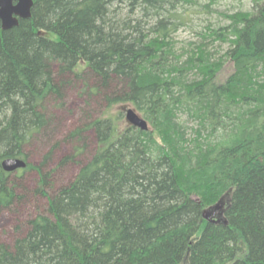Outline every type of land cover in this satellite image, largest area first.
<instances>
[{
	"label": "trees",
	"instance_id": "trees-1",
	"mask_svg": "<svg viewBox=\"0 0 264 264\" xmlns=\"http://www.w3.org/2000/svg\"><path fill=\"white\" fill-rule=\"evenodd\" d=\"M252 3L188 54L173 35L199 0H33L29 19L0 26V209L31 194L1 162L26 159L67 88L149 126L106 112L72 132L83 149L93 131V155L55 191L37 168L47 215L0 243V264H264V0ZM214 205L218 223L202 217Z\"/></svg>",
	"mask_w": 264,
	"mask_h": 264
},
{
	"label": "rangeland",
	"instance_id": "rangeland-1",
	"mask_svg": "<svg viewBox=\"0 0 264 264\" xmlns=\"http://www.w3.org/2000/svg\"><path fill=\"white\" fill-rule=\"evenodd\" d=\"M205 6H208V9L205 10ZM252 9V0H199L198 6L188 11L189 17L184 20V25L179 26L173 35L176 49L183 54H188L187 52L200 42L197 33L226 25L228 20L224 17L225 15L231 16L236 12H248ZM215 45L217 46L210 50L213 58L223 59L218 76V82L223 83L231 74L232 66L224 58L226 44L215 42ZM62 104L61 108H49L54 120L51 130L38 134L25 147L24 153L29 168L12 174L21 180L22 188L31 194L26 196L24 201L17 202L8 209H0V243L10 245L16 238L25 234L28 221L37 216L47 215V198L33 194L37 181L40 179L37 168L40 167L43 174H51L50 183L52 190L55 191L70 184L80 168L93 155L96 148L93 131L88 129L82 133L85 139L83 149L80 146L82 144L72 143L68 139L69 135L77 129H84L95 118L106 115V112L112 117L117 115V112H121L122 118L119 116L116 119L118 128H123L127 124L124 113L132 109L130 105H126L114 106L105 111L104 103L98 101L88 104L70 87L64 93ZM47 155L49 158L45 159ZM52 190L45 192L51 195ZM22 193L24 192H19V194Z\"/></svg>",
	"mask_w": 264,
	"mask_h": 264
},
{
	"label": "water",
	"instance_id": "water-1",
	"mask_svg": "<svg viewBox=\"0 0 264 264\" xmlns=\"http://www.w3.org/2000/svg\"><path fill=\"white\" fill-rule=\"evenodd\" d=\"M33 0H0V26L1 30L5 31L18 26L19 20H27L31 16V8ZM264 14V5L262 7ZM126 121L133 127L147 131V123L141 119L132 109L125 112ZM26 163L20 159L8 158L1 162V168L6 173H14L19 169H24ZM220 206L216 205L211 209L204 211L203 219L208 220L210 217L218 223L221 219V214H218Z\"/></svg>",
	"mask_w": 264,
	"mask_h": 264
},
{
	"label": "bare ground",
	"instance_id": "bare-ground-1",
	"mask_svg": "<svg viewBox=\"0 0 264 264\" xmlns=\"http://www.w3.org/2000/svg\"><path fill=\"white\" fill-rule=\"evenodd\" d=\"M6 160V159H5ZM202 215H203V213H202Z\"/></svg>",
	"mask_w": 264,
	"mask_h": 264
}]
</instances>
